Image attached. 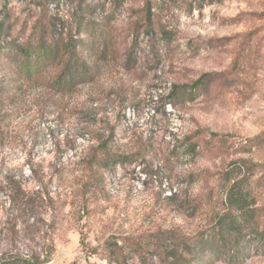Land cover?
Returning a JSON list of instances; mask_svg holds the SVG:
<instances>
[{"label":"rangeland","instance_id":"obj_1","mask_svg":"<svg viewBox=\"0 0 264 264\" xmlns=\"http://www.w3.org/2000/svg\"><path fill=\"white\" fill-rule=\"evenodd\" d=\"M5 14L7 40L24 43L36 20L51 21L95 42L98 67L91 82L58 94L49 74L24 79L0 56L1 258L104 264L88 254L108 235L195 234L213 208L225 210L217 185L233 170L227 184L245 175L253 209L230 212L252 230L232 255L207 248L198 264H264V0H0ZM108 128L131 158L103 197L84 194L79 162ZM140 254L127 264L151 257Z\"/></svg>","mask_w":264,"mask_h":264},{"label":"trees","instance_id":"obj_2","mask_svg":"<svg viewBox=\"0 0 264 264\" xmlns=\"http://www.w3.org/2000/svg\"><path fill=\"white\" fill-rule=\"evenodd\" d=\"M151 15V8L148 7L145 15L148 22L151 21ZM7 24L8 15L5 14L0 20V56L12 61L24 79L35 80L42 74H49L48 87L58 94L70 92L78 85L94 79L98 67L97 59L92 58L96 54L95 42L91 41L85 46L78 34L63 36V30L56 24L49 21L45 26L41 19H38L32 26V34L24 43H19L16 40H7ZM90 24H94L92 31L102 32V24L95 21ZM81 25L78 24L77 33ZM100 38L103 40V37ZM101 44L104 45V41ZM104 54L105 51H100V57ZM203 76L192 85L193 89H199ZM177 92L182 95L186 93L180 85H175L172 89L173 94ZM190 94L192 91H187V95ZM114 137L112 128H108L106 133L98 132L92 136L93 143L79 162L83 175L77 186L84 194L103 197L115 167L130 160V155L114 148ZM191 149L194 151L195 145L192 144ZM231 171L233 170H226L217 185L218 194L224 196L225 210L213 208L210 223L195 234H181L175 228L158 229L150 232L145 241L127 235H108L99 241L88 255L97 256L104 264H127L132 255L148 252L151 257H143V264H198L207 248L216 252L222 247L227 256L232 255L231 253L236 251L235 242L248 236L249 233L245 232L247 227L250 230L252 228L246 223L245 217L239 219L230 212V208L235 207L243 216L253 208L250 205L249 192L241 185L246 179L245 175L241 179L233 178L230 184H227ZM174 196L175 194L170 193L165 199L171 200ZM199 203L197 200L188 205L191 213L199 208ZM259 236H264V226ZM48 261V256L43 262L33 257H0V264H45Z\"/></svg>","mask_w":264,"mask_h":264}]
</instances>
